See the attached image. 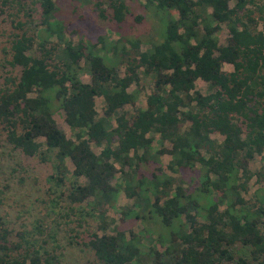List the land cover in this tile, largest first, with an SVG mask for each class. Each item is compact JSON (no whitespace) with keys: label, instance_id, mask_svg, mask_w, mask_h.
Returning <instances> with one entry per match:
<instances>
[{"label":"trees","instance_id":"trees-1","mask_svg":"<svg viewBox=\"0 0 264 264\" xmlns=\"http://www.w3.org/2000/svg\"><path fill=\"white\" fill-rule=\"evenodd\" d=\"M78 1L93 4L98 16L107 18L100 0ZM107 5L116 24L130 15L125 0ZM3 7L17 8L25 20L14 22L19 33L9 41L8 65L18 73L0 92V130L25 157L46 162L51 154L57 183L68 173L67 161L75 180L85 178L63 197L70 212L93 203L101 234L90 232L82 243L93 254L88 264H264V190L253 200L245 198L254 177L264 180L249 168L254 156L264 153V0H146L144 9L156 20L160 39L144 51L139 40L124 38L73 43L56 16L55 0H0ZM221 25L229 32L226 45L216 37ZM81 62L89 83L80 80ZM224 64L233 70L224 71ZM141 76L153 91L145 108L128 119L123 108L135 102L129 89ZM197 80L208 84L207 95L196 92ZM95 98L103 100L104 117L95 112ZM58 109L75 140L51 119ZM152 135L169 149L153 152ZM91 144L101 148L99 154ZM164 154L179 178L136 177L140 165L159 164ZM116 165L136 173L134 185L112 184ZM186 170L198 173L192 189L183 180ZM120 191L138 209L136 220L165 231L167 237L156 238L167 240L163 251L145 247L135 232H106L107 209ZM145 230L143 238L152 244L155 234ZM42 237L31 243L0 217V264H60Z\"/></svg>","mask_w":264,"mask_h":264},{"label":"rangeland","instance_id":"rangeland-1","mask_svg":"<svg viewBox=\"0 0 264 264\" xmlns=\"http://www.w3.org/2000/svg\"><path fill=\"white\" fill-rule=\"evenodd\" d=\"M108 0H100L106 9L107 18L101 19L93 4H83L78 0H55L57 8V18L66 26L67 36L73 43L79 41L83 43L95 44L101 37H106L109 41H117L121 38L131 41L139 40L140 49L144 51L148 48L150 41L159 40V30L156 20L149 11L144 9L146 0H125L130 15L121 23L116 24L111 19V10L107 5ZM232 5V3H231ZM16 9L3 7L0 9V92L11 86V79L17 75L16 70L8 65L10 39L15 33H19L15 29L16 23L24 22L23 14H19ZM143 17L141 22L134 20L135 16ZM18 16V17H17ZM37 18V14L35 15ZM31 27L30 24H26ZM216 37L220 45H226L230 39L228 29L221 25L216 33ZM130 50V45L127 46ZM83 71L79 74L80 80L89 83L90 77L87 73L86 65L81 62ZM118 71L124 74V67L119 66ZM223 70L231 72L232 66L223 65ZM196 92L207 95L209 93L208 84L202 80L195 83ZM153 91V85L148 78L140 77L137 85H132L129 92L135 94L136 100L131 105H126L123 112L129 119L139 109L146 106V97ZM34 95V94H33ZM95 112L98 117H104V103L102 98H95ZM51 119L57 127L66 135L68 139L75 140L73 132L66 125L64 113L62 110H56L51 115ZM113 125L115 122L112 119ZM153 152H158L162 148L169 149L167 142L161 143L158 135H152ZM211 138L220 143L222 136L218 134L211 135ZM45 149L44 141L40 140ZM92 150L99 154L101 148L91 144ZM171 157L164 154L159 159V164L150 162L147 165H140L136 177L151 179L153 175H165L173 178H179L178 174H173L168 168ZM68 173L63 177L62 183L54 180L56 171L54 167V158L50 154L46 162L39 160V157H25L18 150H15L5 140V136L0 130V217L6 223L7 227L13 231V234L22 233L23 237L31 243L34 240L38 242L47 239L45 245L49 251L55 250L58 255L60 264H88L93 261V254L83 246V242L87 239V234L96 229V218L93 216L92 201H87L79 206H75L73 211L67 208L63 194L71 188L74 183L84 184L85 178L75 180L72 176L73 166L69 161L66 162ZM249 168L253 172L264 174V153L261 156H254L249 163ZM117 173L112 180L115 186L130 185L135 183V174L131 173L128 168H121L116 165ZM130 176V177H129ZM183 180L186 181L185 186L191 189L196 186L198 181V173L195 170H186L182 172ZM76 181V182H75ZM187 184V185H186ZM264 190V180L260 182L254 177L249 183V191L245 195L247 200H253L258 190ZM152 200L153 196L149 195ZM128 210V215H124ZM138 209L133 205V200L127 198L124 192L120 191L115 206L109 207L106 216L109 221L107 233L111 234L115 230L125 232H135L142 237V244L145 247L154 245L159 251H163L168 245L167 240L164 244L158 242L156 238L159 236L167 237L165 231L158 225H154L151 221L142 223L134 218L133 212ZM68 215L66 218L65 215ZM69 223V224H68ZM41 227V228H40ZM145 227V228H144ZM145 229L153 231L155 236L153 242L144 239L147 237ZM39 230L42 231L40 234ZM101 234L100 231H97ZM14 240H17L14 237ZM75 241L76 245L70 244Z\"/></svg>","mask_w":264,"mask_h":264}]
</instances>
